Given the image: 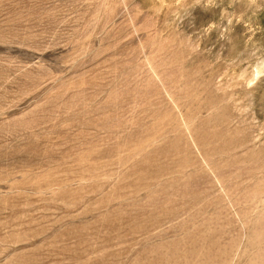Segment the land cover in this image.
I'll list each match as a JSON object with an SVG mask.
<instances>
[{"label": "rangeland", "instance_id": "rangeland-1", "mask_svg": "<svg viewBox=\"0 0 264 264\" xmlns=\"http://www.w3.org/2000/svg\"><path fill=\"white\" fill-rule=\"evenodd\" d=\"M0 264H264V0H0Z\"/></svg>", "mask_w": 264, "mask_h": 264}]
</instances>
